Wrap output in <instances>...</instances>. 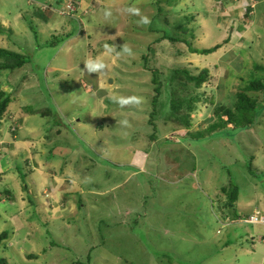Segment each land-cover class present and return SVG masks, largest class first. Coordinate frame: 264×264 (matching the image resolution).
<instances>
[{"label":"rangeland","instance_id":"obj_1","mask_svg":"<svg viewBox=\"0 0 264 264\" xmlns=\"http://www.w3.org/2000/svg\"><path fill=\"white\" fill-rule=\"evenodd\" d=\"M69 1L3 0L11 16L20 9L27 17L34 15L25 17L32 37L15 44L27 48L20 55L29 57L36 77L25 82L26 91L14 101L23 105L19 122L36 129L33 134L21 131L20 140L34 136L39 164L51 173L33 171L34 155L11 156L17 178L25 184L18 181L17 187L14 179L0 178V199L8 201L0 203V233H8L0 259L7 264H264L259 237L264 226L245 224L258 231L251 242L248 228L233 227L241 238L228 237L219 220L226 201L221 186L230 187L227 168L238 187L234 206L241 212L255 203L264 206V90L258 93L260 114L252 127L227 125L205 135L218 121L217 106L230 108L244 84L264 85V0H85L88 6L93 2L94 11L79 17L26 13L50 3L64 8ZM247 4L257 17L254 23L244 21ZM105 12L111 15L105 17ZM185 16L193 20L183 32L176 21ZM173 25L177 31L172 34L188 39L192 47L220 46L202 55L184 42L158 40L161 30H174ZM6 35L9 43L12 36ZM106 41L113 47L110 54ZM16 45L7 51L18 53ZM89 58L103 60V74H85L83 62ZM0 63L13 60L2 57ZM54 66L64 68L55 77H45L43 71ZM202 68L209 74L200 87L170 75L174 69L195 75ZM80 71L84 76L78 79ZM150 71H155L157 85ZM121 98L139 102L122 106ZM152 98L161 105L158 117L171 109L187 114L195 107L189 126L162 128L167 121L148 113ZM172 99L179 101L177 109ZM11 109L16 108L7 107L6 113ZM149 118L156 123L152 139ZM11 120L17 129L19 123ZM9 121L0 124L3 138H11ZM249 157L258 171L255 176L246 171ZM49 177L41 188L42 178ZM4 189L13 193V200ZM44 203H50L57 218L48 217L53 213L44 211ZM31 204L40 207L30 212ZM21 210L35 216L38 221L32 226L38 227L25 224L16 232L9 216ZM229 223L235 222H224ZM226 238L231 242L223 246Z\"/></svg>","mask_w":264,"mask_h":264},{"label":"trees","instance_id":"obj_2","mask_svg":"<svg viewBox=\"0 0 264 264\" xmlns=\"http://www.w3.org/2000/svg\"><path fill=\"white\" fill-rule=\"evenodd\" d=\"M168 1V0H167ZM71 2H73L76 6L79 5L80 6V1L78 2V0H71ZM157 4V3H156ZM159 4V2H158ZM252 6L247 4L246 10L244 13V21H250L253 22L255 20H257V17L255 16V12L253 13V11L251 12ZM43 11H45V13H47L45 16H48V14L51 12V9L46 8L43 9L42 6L41 8H39L37 11L34 10L33 13L35 12H41L43 13ZM53 12V11H52ZM44 13V14H45ZM69 18H73L72 16H69ZM190 19L193 20V17L188 18V17H182L183 21H180L178 19V24L177 25H181L183 27V29H181L183 32L188 31V22L190 21ZM174 27V25H173ZM150 31H155L153 28L150 29ZM175 31H177L176 27H174V30H166V29H162L160 32V36L158 37V40L163 41L165 39L169 40L172 43H179V42H184L185 45H187V47L189 48V50L192 53H199V54H210L212 52H214L217 48H219V44L214 45V47L211 48H202V49H197L196 47H192V45L189 43L188 39H185L184 37H178L174 33ZM110 44L109 41H106L103 44ZM49 44H53L54 42L51 41ZM0 57H6L10 60H13V63H6L4 66L5 68H9V69H14L17 67L22 66L23 64H26L27 62H29V57H27L25 59L26 56H22L18 53H14V52H10L7 51L5 49H1L0 48ZM3 65H1L0 67H4ZM151 72V73H150ZM147 74H150V78H151V82L155 85L158 84V81L155 79V71H150ZM208 70L205 68L200 69V71L195 74L192 75L190 74L186 69H174L170 71V75L172 77H175L177 75L182 76V79H184L186 81V83H190L193 84V87H200L201 85H203L207 79H208ZM173 81V80H172ZM264 85L260 82H250L249 84H244V86L241 87V91L237 94L236 96V100L233 103L232 106H230V108H226L223 105L221 106H217L214 110V114L217 117L218 121L214 122L212 125L208 126L207 129H205V135L207 134H212L213 131H216L217 128H222V126H227V125H231L233 128L236 129H240V128H250L252 127L258 119V115L260 114V112L257 110L258 108V104H257V100H258V93L259 92H263ZM154 91L156 92V98H158L159 95V87H154ZM252 94H256V97L253 98L254 96ZM15 93H6L5 91H1L0 90V124L2 123V121H9L10 117H11V113L8 114L6 113L7 111V107L8 105L14 101V97H15ZM156 98H152L151 100V105L152 108L150 110L149 115H151L150 117H154L157 116V113L159 111L158 108H160V102L157 101ZM199 98V95H198ZM194 100V99H193ZM197 100V99H195ZM179 101H177L176 99H172V103H174V107L177 109L179 105L178 104ZM196 102V101H195ZM194 102V103H195ZM195 109V107H193L187 114H182L179 115L175 112V109H171L170 111H172L169 114H165V116H157V119L160 120H166L167 121V127H162V128H166L167 129H173L176 130L178 128V126L182 127V126H189L190 124V119H191V115L192 111ZM48 112H41V114H46ZM179 116V117H178ZM151 118L148 119L147 124L153 126L152 128V133L150 134V139H152L154 137V134L156 133V123H153V120H151ZM224 122V124L222 123ZM10 124V121H9ZM223 124V125H222ZM219 125H221V127H219ZM159 126V125H158ZM191 126V125H190ZM161 128V127H160ZM159 128V130H161ZM225 128V127H223ZM230 128V127H228ZM16 128L12 129V132H15ZM192 138H196L193 135H190ZM204 135H200L199 137H203ZM145 159V158H144ZM253 157H249L248 162H246V171L249 175H253L255 176V173L258 172L257 170H255L253 168ZM227 178H228V184H229V188L226 187V185L221 186V193H224L225 197H226V201L224 202V208L222 210L221 213V218L219 219L221 221V226L226 227L225 228V232L224 234L227 233L228 237H233L236 238L237 237V233L236 231H234L235 233L232 234L233 232V227L236 226H242V227H246L249 229V238L252 242V240H254V235H258L257 232H255L254 230L250 229L249 227H247L245 224L248 225H253L251 223H245V222H238L237 219L240 218H246L250 215L249 212H245V211H240V209H237L234 206V203H236V200L238 198V187L235 184V182L232 180V176H231V172L230 170L227 168ZM22 177V176H21ZM8 193V192H7ZM80 202L81 199L79 198ZM78 200V202H79ZM79 202V205H80ZM78 205V206H79ZM233 220L235 223H229V224H224L225 221L229 222ZM43 227V226H42ZM224 230V229H223ZM231 230V231H230ZM8 233L3 231L0 233V243L2 242V240H4L5 238H7ZM223 234V235H224ZM260 240L262 241L264 239V233H262L260 236ZM241 237L238 236L239 239ZM258 240V238L256 239ZM231 240H229L228 238L225 239V241L223 242V246H227ZM254 245V244H253ZM27 257H31V258H35L34 254H27ZM88 262H90V260H87ZM0 264H7V261L3 258L0 259Z\"/></svg>","mask_w":264,"mask_h":264},{"label":"crops","instance_id":"obj_3","mask_svg":"<svg viewBox=\"0 0 264 264\" xmlns=\"http://www.w3.org/2000/svg\"><path fill=\"white\" fill-rule=\"evenodd\" d=\"M48 1H50V0H48ZM52 1H55V0H52ZM79 1H80V6L77 5V10H76L77 11V16L76 17H79V14L80 13L86 14V13H90V12L94 11V10H91V6H90V4L93 3V2H91L90 4L88 3L89 4V6H88L87 4L85 5V3H86L85 0H78V2ZM4 3L5 2H3V0H0V48L1 49H5V50H14V45H16L15 42H18V39L19 38H23L24 39L26 36L27 37L29 36L31 38L32 37V34H31L30 29L27 27V25L25 23L26 22V18L25 17H27L26 14H25V12H23L21 9L20 10H16V11H14V14L11 16L10 12L8 10L6 11V9L3 8L2 5ZM44 3H46V2H44ZM83 4L85 5V7H83L84 6ZM41 6H50L51 7V10L53 12H54V10L56 8H58L56 5L51 4V3L48 4V5H44L43 4ZM5 7L7 8V6H5ZM86 8H87V10H85ZM26 13H28L29 15L30 14H34L33 12H26ZM29 17L30 18H34V15L28 16L27 18H29ZM20 22H23L24 26ZM39 22H43V20H40ZM46 22H47V20H45V23ZM84 28L85 27L83 25V29ZM67 29H69V26H67L66 30ZM8 33H10V35L12 36V38H10V42L9 43L6 40V39H9L7 37V35H6ZM16 46H18V45H16ZM18 48H19V50L17 52L19 54L21 52H23V51L26 52L25 50L27 49V48L26 49L25 48L22 49L19 46H18ZM1 58L2 57H0V59ZM35 63H36V61H34V64ZM0 66H1V63H0ZM32 67H34V66H31L28 63L23 64L22 66L17 67V68H14V69L5 68V66L4 67H0V90L1 91L2 90L5 91L6 93H10V92L13 93L14 92L15 95L20 94L22 91H26V90H24L25 82L30 81L31 78H35L36 77L35 73L33 72V68ZM37 67H38V65H37ZM49 68L47 67L43 71V74H45V77H48V76L55 77L57 75V73L55 71L58 70V69H62L64 67L54 66L53 69L51 68V71L48 72ZM85 74H88V73L86 72ZM83 76L84 75H83V73L81 71L78 72L77 75H76V77L78 79L81 78V77H83ZM94 76H97V73L94 74ZM7 80H8V84L6 83ZM52 80H54V79H52ZM9 82H12V86H9L10 85ZM21 83H24V84L20 86L19 90H17L16 85L18 86ZM5 86H8V91H6L4 89ZM21 107H23V105L22 104H19L18 102H15V101H12L8 105V108L9 109L10 108H16L14 110L11 109L12 111H9V112H12L11 113V116L15 118V123H17V121L19 123V126L15 130V132H12L11 128L9 127L10 124L8 125L6 131L9 132V135L11 137L10 139L8 138V135L6 136V138H3V136H1L4 130H3V128L0 127V178H3L4 179V178H7V177H10V178L14 179V182H15V184H16L17 187H18V181L19 182H23V181H22L21 178L20 179L17 178L16 171H18V170H17V168H15L16 170H14V167H13L12 162H11V156L12 157H15L18 152L24 153V155L29 154L31 157H32V155H34V160L33 161H34V167H36V168L33 167V171H35L37 174L43 175L41 173V171H44L45 173L46 172L51 173V171H49V170H43L42 167H41V165L39 164V161H40L39 160V155L36 152V150L35 151L33 150L34 147H36V144L33 142L34 141L33 140L34 139V136H33L32 139H30V138H23V140H20L19 133L21 131H25V132L27 131V132H30V133L33 134V133H35V130H36V129H32V127L30 126V124L29 125H23V124H21L19 122L20 121L19 117H21L20 114H19V108L21 109ZM20 127H22V128L20 129ZM23 127H27V130H24ZM31 129H32V131H31ZM31 151H33V152L31 153ZM35 158H36V161H35ZM30 162H31V158H30ZM4 164L7 166L6 168H4ZM55 178L56 177L54 176V179ZM42 179H43V181H42L43 184L44 183L45 184L42 185L41 188H43L44 186H46L48 184V180H50L52 178L49 177L47 180L45 179V181H44V178H42ZM3 184L4 183L2 182L1 185H3ZM23 184H25V182H23ZM24 186H25L24 188H26V185H24ZM56 187L58 189V186L57 185H56ZM4 192L9 196L8 199L13 200V196H12L13 193H11V191L4 189ZM50 194H47V197ZM1 196H2V194H1ZM27 199H28V197H27ZM56 199H57V197H56ZM42 201L45 202V199H43ZM6 202H8V201H6L4 199H0V203H3L4 204ZM49 204H47V205H45V203L43 204L44 211H46V212L49 211V213H53L52 215L49 214L50 216H48V217L53 216L54 218L55 217L57 218L58 217L56 215L57 212L54 213L55 210L54 209L52 210L53 207H51V205H49ZM244 204H245V206H248V205H246V203H244ZM13 205L17 206L18 211L20 210V207L18 206L19 204H13ZM33 207H34V205L31 204V206H30L31 211L30 212L35 211L36 208L37 207H40V206L39 205H36L34 208ZM258 208H260L264 212L263 203H261V204L255 203L254 206L251 207V208H249V206H248V208H246V209H249V210L248 211H245V212H249L251 214L254 209L256 210ZM18 211H17L16 214L9 216V217H11V220L13 222V226L16 229V232H18L19 229L22 226H24L25 224L26 225H29L31 227V229H33L35 226L38 227V225L32 226V223L33 222L38 221L35 216H33V217L31 216L30 217V212H27V210H21V214H19ZM254 231L258 233L257 230H254ZM259 232H260V234L264 233V231H262V230H260ZM234 233L235 232L233 231L232 234H234ZM7 239H8V236L3 241H6ZM0 246H1V243H0Z\"/></svg>","mask_w":264,"mask_h":264},{"label":"clouds","instance_id":"obj_4","mask_svg":"<svg viewBox=\"0 0 264 264\" xmlns=\"http://www.w3.org/2000/svg\"><path fill=\"white\" fill-rule=\"evenodd\" d=\"M128 11L130 12H135L136 14H139L138 10L136 9H128ZM105 17H108L111 15L110 12H105L104 13ZM143 23L147 24L149 23V20L145 17L143 19ZM105 48L107 50V52L110 54L112 51H113V47L112 46H109V45H105ZM124 51L125 52H130V49H127V48H124ZM84 66H85V69L87 71V73H100V74H103L104 73V70L106 69L107 65L103 62L102 59L100 58H89L87 59L86 61L83 62ZM139 101L136 100L135 98H121L119 100V103L123 106V105H127V104H130V103H138ZM13 121L14 124L15 123V118L14 117H10ZM18 123V122H17ZM123 123H126V121H124ZM11 124V123H10ZM10 126H13V125H10ZM19 126V125H18ZM16 127H12V129H14ZM260 209V208H259Z\"/></svg>","mask_w":264,"mask_h":264},{"label":"built area","instance_id":"obj_5","mask_svg":"<svg viewBox=\"0 0 264 264\" xmlns=\"http://www.w3.org/2000/svg\"><path fill=\"white\" fill-rule=\"evenodd\" d=\"M43 9L49 8L51 9L50 6H42ZM77 6L69 1L64 5V8L58 7L54 10V12H57L60 15H67V16H72L76 17L77 16ZM52 11V10H51ZM238 222H245V223H251L253 225H261L264 226V212L261 209H254L253 212L246 218H240L237 219ZM264 243V239L262 240Z\"/></svg>","mask_w":264,"mask_h":264}]
</instances>
